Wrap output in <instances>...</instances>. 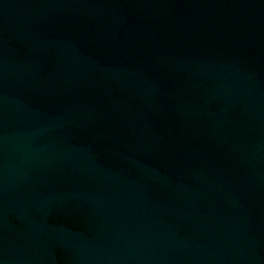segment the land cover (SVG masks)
Wrapping results in <instances>:
<instances>
[{
	"label": "water",
	"instance_id": "water-1",
	"mask_svg": "<svg viewBox=\"0 0 264 264\" xmlns=\"http://www.w3.org/2000/svg\"><path fill=\"white\" fill-rule=\"evenodd\" d=\"M0 264H264V0H0Z\"/></svg>",
	"mask_w": 264,
	"mask_h": 264
}]
</instances>
